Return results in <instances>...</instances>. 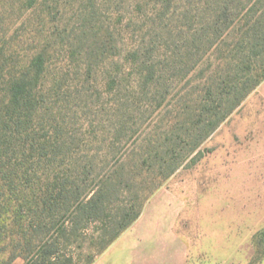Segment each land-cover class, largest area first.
<instances>
[{
  "label": "rangeland",
  "instance_id": "1",
  "mask_svg": "<svg viewBox=\"0 0 264 264\" xmlns=\"http://www.w3.org/2000/svg\"><path fill=\"white\" fill-rule=\"evenodd\" d=\"M30 1L0 0L3 59L20 70L44 53L48 116L71 134L81 158L99 164L90 178L162 144L180 106L236 37L225 36L192 68L200 0ZM134 60L152 61L151 84L149 69L141 76ZM263 83L143 204L138 218L178 235L192 264H264Z\"/></svg>",
  "mask_w": 264,
  "mask_h": 264
},
{
  "label": "trees",
  "instance_id": "2",
  "mask_svg": "<svg viewBox=\"0 0 264 264\" xmlns=\"http://www.w3.org/2000/svg\"><path fill=\"white\" fill-rule=\"evenodd\" d=\"M197 17L192 68L231 32L233 46L180 106L162 144H148V154L125 156L93 178L99 164L81 158L71 134L48 116L44 53L14 70L0 50V252L7 254L0 264H91L139 217L161 180L264 79V0H200ZM136 63L141 76L149 69L151 84L152 61ZM121 130L119 124L115 133Z\"/></svg>",
  "mask_w": 264,
  "mask_h": 264
},
{
  "label": "crops",
  "instance_id": "3",
  "mask_svg": "<svg viewBox=\"0 0 264 264\" xmlns=\"http://www.w3.org/2000/svg\"><path fill=\"white\" fill-rule=\"evenodd\" d=\"M154 223L138 218L91 264H192L180 237Z\"/></svg>",
  "mask_w": 264,
  "mask_h": 264
}]
</instances>
